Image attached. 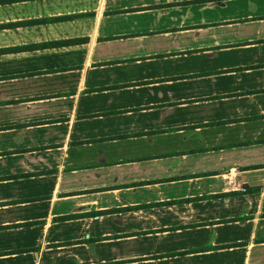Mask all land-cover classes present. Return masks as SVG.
<instances>
[{
    "label": "crops",
    "instance_id": "1",
    "mask_svg": "<svg viewBox=\"0 0 264 264\" xmlns=\"http://www.w3.org/2000/svg\"><path fill=\"white\" fill-rule=\"evenodd\" d=\"M0 264H264V0H0Z\"/></svg>",
    "mask_w": 264,
    "mask_h": 264
}]
</instances>
